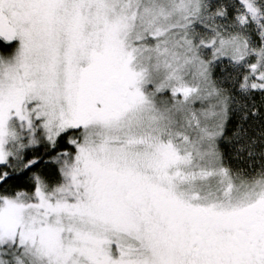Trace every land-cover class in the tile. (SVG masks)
<instances>
[{"label":"snow or ice","instance_id":"1","mask_svg":"<svg viewBox=\"0 0 264 264\" xmlns=\"http://www.w3.org/2000/svg\"><path fill=\"white\" fill-rule=\"evenodd\" d=\"M0 264H264V0H0Z\"/></svg>","mask_w":264,"mask_h":264}]
</instances>
